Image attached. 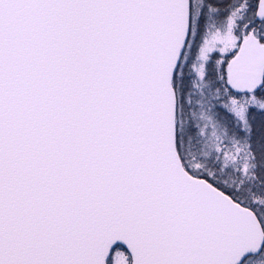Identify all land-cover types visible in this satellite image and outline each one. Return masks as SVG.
Instances as JSON below:
<instances>
[{
  "label": "snow or ice",
  "instance_id": "obj_1",
  "mask_svg": "<svg viewBox=\"0 0 264 264\" xmlns=\"http://www.w3.org/2000/svg\"><path fill=\"white\" fill-rule=\"evenodd\" d=\"M0 264H264V0H0Z\"/></svg>",
  "mask_w": 264,
  "mask_h": 264
}]
</instances>
